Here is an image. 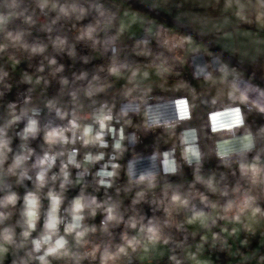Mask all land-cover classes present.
I'll use <instances>...</instances> for the list:
<instances>
[{
    "label": "built area",
    "instance_id": "obj_1",
    "mask_svg": "<svg viewBox=\"0 0 264 264\" xmlns=\"http://www.w3.org/2000/svg\"><path fill=\"white\" fill-rule=\"evenodd\" d=\"M103 1L55 0L58 7L74 3L84 8V15L77 19L75 15H59L58 7L53 10L50 6L53 0L43 10L39 0H0V45L4 46L0 50V126L13 115L20 117L7 129L11 151L0 175V197L8 192L18 197L14 206L0 209L10 213L0 222V230L10 228L13 233L10 244L0 241L5 248L0 264H41L39 257L61 237L68 254L47 256L48 264H136L134 257L143 243L151 240L174 248L168 257L157 258L153 264H186L181 248L194 237L179 222L184 214H209L214 197L220 201L225 218L264 203V129L258 137L246 126V114L251 112L259 113L264 122V83L244 65L229 64L216 49L192 53L190 46L195 44L169 25L160 23L150 29L146 23L140 35L120 36L117 5ZM89 26L95 28L93 38L78 39ZM17 35L18 41L12 39ZM57 38L65 40L62 49L54 44ZM40 45L43 52L30 51ZM51 60L55 63L50 64ZM15 65L18 72H14ZM230 65L236 71L233 97L200 110L192 81L222 75ZM136 67L155 69L171 88L163 93L121 97L112 106L103 94L113 84L111 69L121 74ZM90 86L102 90L86 95ZM104 116L111 119L104 122L101 143L85 145L77 139L49 148L44 141L46 128L66 127L74 117L80 126L76 136L88 126L92 128L90 135L95 136L101 131L98 120ZM29 119L37 120L41 130L23 140L21 134ZM66 135L71 137L72 133ZM248 137L250 149L245 147ZM29 148L32 155L25 167L30 179L18 182L6 169L14 155ZM73 151L80 167L68 165L69 183L61 189V180L53 182L51 177L59 175L62 163H67ZM45 152L63 155H57L47 173V185L39 189L40 218L24 237L23 198L37 191L39 169L33 164ZM194 152L199 153L198 161ZM86 154L102 158L87 161ZM112 172L115 175H105ZM142 176L151 177V182H141ZM49 190L62 197L57 210L60 224L56 234L35 251L33 241L44 235ZM81 195L86 200L95 197L97 203H116L121 219L105 225L103 208L96 209L94 216L85 209L77 231H89L78 241L75 232L68 233L65 228L73 223L72 202ZM174 196L179 200H173ZM135 229L139 237L132 235ZM244 236L249 237L247 233ZM123 244H130L131 249L124 250ZM226 247L222 239L207 243L206 250L215 264H222ZM105 254L110 258L104 259ZM147 261L152 263V259Z\"/></svg>",
    "mask_w": 264,
    "mask_h": 264
},
{
    "label": "rangeland",
    "instance_id": "obj_2",
    "mask_svg": "<svg viewBox=\"0 0 264 264\" xmlns=\"http://www.w3.org/2000/svg\"><path fill=\"white\" fill-rule=\"evenodd\" d=\"M104 2L103 0H100ZM117 5L116 14V29L120 36H138L144 32L146 23L154 25L159 23L158 19L152 14L146 12L144 9L135 7L134 4L127 0H109ZM176 32V31H175ZM179 32V33H178ZM180 36L187 39L185 34L179 30L176 32ZM196 40H200L208 44L205 37L194 33ZM208 51H213L215 48L210 47ZM196 50H199L196 48ZM225 59V57H224ZM226 60V59H225ZM227 61V60H226ZM17 67V66H16ZM234 68L230 65L222 75H216L211 78L202 80H193L192 86L196 92L197 97L202 96L213 102H224L231 99L230 95L233 93L232 74ZM113 84L112 89L104 91L103 94L107 97L108 102L112 106H116L118 99L133 94H151L153 92H166L171 86L162 82L157 71L153 68L136 67L132 71L124 73H114L112 75ZM262 81V80H261ZM262 83H264L262 81ZM261 83V84H262ZM262 86H264L262 84ZM207 107V106H206ZM206 107H201L204 110ZM256 113V112H251ZM262 147L260 151L262 152ZM246 161L247 164L252 163ZM213 205L211 212L198 213L192 216L183 215L179 218L181 226L185 227L192 233L193 243L183 249L181 256L186 264H215L214 257L206 250L208 242L214 239L218 234L221 235L226 244L227 252L226 258L223 259L222 264H246L245 261H239L238 253H246L242 260H248L250 264L254 263L258 258L257 252L264 254V219L260 217L256 207H251L245 212H241L236 217L225 218L220 210V201L214 197L212 199ZM247 233L249 237H245ZM132 235L139 237L138 230H133ZM122 248L126 251L131 249L130 244H123ZM0 258L5 255V248L0 246ZM168 246L163 242H146L143 243L139 254V259L136 264L147 263V258L162 256L168 253ZM185 253H194L188 259H185Z\"/></svg>",
    "mask_w": 264,
    "mask_h": 264
},
{
    "label": "clouds",
    "instance_id": "obj_3",
    "mask_svg": "<svg viewBox=\"0 0 264 264\" xmlns=\"http://www.w3.org/2000/svg\"><path fill=\"white\" fill-rule=\"evenodd\" d=\"M49 6V0H39V7L43 10L45 7ZM51 8L53 10L57 9V4L55 0L51 3ZM59 15L68 17L75 15L77 19H79L81 16L84 15L85 9L82 7H77L76 4H62L58 7ZM95 31V28L92 26H89L85 29L84 32L81 33V35L78 37V39H92L93 33ZM12 39L18 41L20 39L19 35L16 37H13ZM55 46L58 48H63L65 44L64 39L57 38V40L54 42ZM4 46L0 45V50H2ZM30 51L33 53H40L44 51V46H33ZM50 64H54L55 60L49 61ZM41 71L43 69H40ZM61 69H57L59 71ZM112 72H117L118 69L113 68L111 69ZM83 78V75L81 76ZM66 83V81H65ZM102 89L91 87L86 92V95L91 96L94 94V92L100 91ZM74 95V94H73ZM61 119L64 118V114L59 113ZM19 116L13 115L12 120L7 121L4 125L0 126V175L4 173L3 165L5 164V161L8 159V153L11 151L10 145V139L7 136V129L8 127L16 120H19ZM111 119V116H104L101 119L98 120V123L100 124L101 131L96 133L95 136H91L90 133H92V128L90 126L85 127L83 133L80 136H76V130L80 127L77 123L76 118L69 120L68 125L66 127H52V128H46L44 130V141L45 143L51 148L54 145H65L70 143H75L77 139H81L85 145L89 143H101L102 142V130L104 128V122L106 120ZM40 128L38 126V121L35 119H29L27 121V124L23 130V133L21 134V138L23 140H27L29 137H35L39 132ZM72 133V136L69 137L66 135V133ZM248 144L245 145L246 148L250 149L252 147L251 144V138L248 137ZM22 148L25 146L22 145ZM117 147H119L117 145ZM32 155V149H27L26 152L21 151L20 153L16 154L12 158V162L7 167L6 171L10 175L17 176L18 182L22 181L24 179H30L28 176V171L25 167L26 162L28 161L29 157ZM57 155H63V153H53L49 154L48 152H45L44 155L40 158H38L35 163L33 164V167L38 168L39 171H37L35 180H36V186L37 191L35 192H28L25 194L23 198V210L21 212V217L23 221V227L25 228V231L23 232L24 237H28L30 235V232L35 229L36 223L38 219L40 218V198H39V189L43 188L47 185L49 177L47 175L48 171L53 167V163L57 158ZM193 157L199 160V153L194 152ZM102 157H92L91 154H86L85 160L92 161L93 159H100ZM68 165H73L75 167H80V164L76 162L75 160V151H73L67 158V163H62L60 168L59 175H53L51 177V180L55 182L57 179L61 180L60 187L63 189L67 183H69V172L67 171ZM241 167H245L242 165ZM253 171H255L254 166H252ZM105 175L113 176L115 175V172L112 173H105ZM151 177H140V181L148 180L151 182ZM200 177H197V180H199ZM103 183V181H101ZM107 186H110L107 185ZM209 187L214 186L209 181ZM48 198L50 200V208L47 212L46 219L44 221V235L42 238L38 241H33L34 244V250L39 251L41 249L42 244H46L53 235L56 234L58 225L60 224V219L57 215V210L61 204V195L59 193L53 192L49 190L48 192ZM17 194L15 192H8L3 197H0V209H6L9 206H14L17 202ZM173 200H179L178 196H174ZM182 203H186V201H182ZM231 203L227 205L228 208H231ZM117 207L118 205L116 203H108V202H101L97 203L95 197H91L90 199H85L83 195L78 196L75 198L72 202L71 207V215H72V221L73 223L66 226L65 231L68 233L75 232L77 240H82V238L87 234L89 231L88 228H83V230H79L81 225L80 221L83 220L82 213L85 209H88L89 213L91 215H95L96 209L103 208L104 212L106 213L105 217V225L108 222L117 221L121 219L117 214ZM10 213L0 211V222H3L5 219L8 218ZM134 226V225H133ZM150 231H154L150 229ZM13 239V233L10 228H4L3 230H0V241H2L4 244H10ZM66 241L61 237L60 239L56 240L54 244L47 247L45 250L44 255L39 257V260L41 264H48V261L46 259L47 256H63L67 255V250L65 248ZM2 250V249H0ZM110 256L105 254L104 259H109Z\"/></svg>",
    "mask_w": 264,
    "mask_h": 264
},
{
    "label": "crops",
    "instance_id": "obj_4",
    "mask_svg": "<svg viewBox=\"0 0 264 264\" xmlns=\"http://www.w3.org/2000/svg\"><path fill=\"white\" fill-rule=\"evenodd\" d=\"M127 1L132 4L134 3L131 1L140 2L144 7L134 4L135 7L152 13L159 22L172 25L174 31L179 30L186 37H189L186 30L205 37L208 44L199 42L200 48L208 50L211 49L210 47L215 48L229 64L235 61L241 65H254L256 76L264 82V3L261 2L262 0ZM221 239L224 241L223 238ZM192 254L194 253H185L188 263ZM238 254L240 255L238 262L245 261L244 263L250 264L248 260H242L246 253ZM262 263L261 260L258 264Z\"/></svg>",
    "mask_w": 264,
    "mask_h": 264
},
{
    "label": "trees",
    "instance_id": "obj_5",
    "mask_svg": "<svg viewBox=\"0 0 264 264\" xmlns=\"http://www.w3.org/2000/svg\"><path fill=\"white\" fill-rule=\"evenodd\" d=\"M261 2H263L264 3V0H262ZM16 66V65H15ZM251 73H253L254 75H256V71H255V67H254V65H248V64H246V65H244ZM18 70H19V67H15L14 68V72H18ZM236 74V71L235 72H233V74H232V78L231 79H233V77H234V75ZM232 81V80H231ZM232 84H233V81H232ZM133 95H141V94H133ZM246 126H247V128L250 130V131H252L256 136H258V137H261V134H262V130L264 129V122L262 121V119H261V116H260V114L259 113H247L246 114ZM252 207H256L257 208V210H258V213H259V215H260V217H261V214H262V212L264 211V203H258V204H256V205H254V206H252ZM251 208V207H250ZM264 233V232H263ZM221 237V235L220 234H218L215 238H219V239H221L220 238ZM146 242H159V241H153V240H151V241H145V243ZM193 242V241H192ZM191 243V242H190ZM189 243V244H190ZM167 246H168V248H169V250H168V253L167 254H165V255H162V256H156V257H154L153 256V258H147L146 260H149V259H152V263H149L148 261V263H143V264H153V262H154V260L155 259H157V258H164V257H168V255H170L171 254V252L174 250V248L170 245V244H168V243H165ZM188 245V244H187ZM187 245H184L182 248H181V253H183V248L185 247V246H187ZM139 254L140 253H138L137 255H136V260H138L139 259ZM257 256H258V258L256 259V260H259V261H263V263L262 264H264V254L262 255L261 253H260V251H258L257 253ZM215 260V259H214ZM259 261L256 263V264H258L259 263Z\"/></svg>",
    "mask_w": 264,
    "mask_h": 264
},
{
    "label": "flooded vegetation",
    "instance_id": "obj_6",
    "mask_svg": "<svg viewBox=\"0 0 264 264\" xmlns=\"http://www.w3.org/2000/svg\"><path fill=\"white\" fill-rule=\"evenodd\" d=\"M131 2H133L134 4H136V5H141V6H143L140 2H138V1H131ZM144 7V6H143ZM117 9V8H116ZM116 14H117V12H116ZM163 20H165V19H163ZM164 24V25H167L166 23H163V22H159V23H157V24ZM172 23V22H171ZM157 24H155V25H157ZM155 25H152V27L153 26H155ZM170 27H172V25H169ZM151 26H149V23H148V28H152ZM173 28V27H172ZM144 30H145V28H144ZM174 30V29H173ZM187 31V34L189 35V37H187V40L190 42V43H194L195 45H193L194 47H192V46H190V51L192 52V53H195V52H197V51H200V50H206V48H200V46L198 45L199 44V42L201 43V44H206V43H204V42H201L200 40L198 41V40H196L195 39V37H194V33L193 32H191V31H189V30H186ZM195 41H197L196 43H195ZM196 48H198L199 50H196ZM260 79V78H259ZM261 80V79H260ZM261 216H262V214H261Z\"/></svg>",
    "mask_w": 264,
    "mask_h": 264
},
{
    "label": "water",
    "instance_id": "obj_7",
    "mask_svg": "<svg viewBox=\"0 0 264 264\" xmlns=\"http://www.w3.org/2000/svg\"><path fill=\"white\" fill-rule=\"evenodd\" d=\"M112 89V86H109L106 88L107 91L111 90ZM233 97V94L230 95V98ZM198 100H199V104L201 107H206L208 105H210L213 101H210L209 99L205 98V97H202V96H199L198 97ZM263 159H260V161H262ZM186 215V214H184ZM194 215L193 213H187V216H192Z\"/></svg>",
    "mask_w": 264,
    "mask_h": 264
},
{
    "label": "bare ground",
    "instance_id": "obj_8",
    "mask_svg": "<svg viewBox=\"0 0 264 264\" xmlns=\"http://www.w3.org/2000/svg\"><path fill=\"white\" fill-rule=\"evenodd\" d=\"M205 66V64L202 65V68Z\"/></svg>",
    "mask_w": 264,
    "mask_h": 264
}]
</instances>
